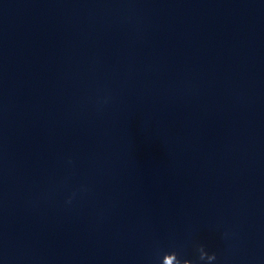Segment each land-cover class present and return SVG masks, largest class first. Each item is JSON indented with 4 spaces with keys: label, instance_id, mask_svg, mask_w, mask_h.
Listing matches in <instances>:
<instances>
[{
    "label": "water",
    "instance_id": "1",
    "mask_svg": "<svg viewBox=\"0 0 264 264\" xmlns=\"http://www.w3.org/2000/svg\"><path fill=\"white\" fill-rule=\"evenodd\" d=\"M0 264H264V0H0Z\"/></svg>",
    "mask_w": 264,
    "mask_h": 264
},
{
    "label": "clouds",
    "instance_id": "2",
    "mask_svg": "<svg viewBox=\"0 0 264 264\" xmlns=\"http://www.w3.org/2000/svg\"><path fill=\"white\" fill-rule=\"evenodd\" d=\"M203 250H204L203 247H200L199 252L202 253ZM175 254H176V253H175ZM212 257H213V259H215V256H214V255H212ZM200 258H201V257H200Z\"/></svg>",
    "mask_w": 264,
    "mask_h": 264
}]
</instances>
